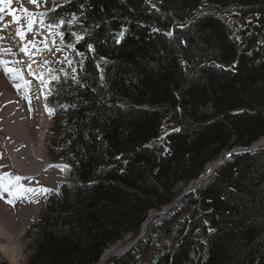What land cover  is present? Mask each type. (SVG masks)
<instances>
[{
	"label": "trees",
	"instance_id": "16d2710c",
	"mask_svg": "<svg viewBox=\"0 0 264 264\" xmlns=\"http://www.w3.org/2000/svg\"><path fill=\"white\" fill-rule=\"evenodd\" d=\"M47 18L85 58L78 81L51 83V145L73 169L45 201L28 264H96L180 184L264 137V0H66ZM166 215L169 241L146 264H264V148ZM151 243L109 264H141Z\"/></svg>",
	"mask_w": 264,
	"mask_h": 264
},
{
	"label": "bare ground",
	"instance_id": "6f19581e",
	"mask_svg": "<svg viewBox=\"0 0 264 264\" xmlns=\"http://www.w3.org/2000/svg\"><path fill=\"white\" fill-rule=\"evenodd\" d=\"M42 2L43 0H36V3L32 0H3L0 3V37H3L0 39V61L8 62L0 64V177H4L3 183L11 185L14 191L21 186L22 179L31 182L36 167L32 163L35 162V145L31 142L36 140L37 146L43 140L45 133L37 132L39 123H48L47 103L42 87L47 83L44 76L47 72L46 65L51 61L59 62L67 56L63 50L58 52V43L47 28L38 23L35 27V15ZM29 13L33 14L30 22H25ZM30 23L32 26L29 30ZM20 32H23V36ZM6 67L18 70L20 75L14 78L12 73L5 70ZM261 142L263 144L264 140ZM222 160L218 158L209 163L194 184L199 187L203 181L209 179ZM16 177L20 179L16 180ZM46 180L55 181L56 175L50 172L44 177L45 182ZM31 183L29 187L33 189L36 182ZM23 189L25 188L21 187L16 196L0 193V242L6 241L12 245L15 240H20L23 226L36 213L35 197L33 198L31 192L27 193L28 196L25 195ZM4 196L12 200L11 204L15 209L4 204ZM179 202L176 199L164 207L163 214H170ZM19 205L24 207L21 209ZM153 217L149 216L142 223V235ZM130 247L132 244L106 249L97 264H104L108 257L116 256ZM16 254L17 250L12 246L0 247V255L9 264H15Z\"/></svg>",
	"mask_w": 264,
	"mask_h": 264
},
{
	"label": "rangeland",
	"instance_id": "374dc122",
	"mask_svg": "<svg viewBox=\"0 0 264 264\" xmlns=\"http://www.w3.org/2000/svg\"><path fill=\"white\" fill-rule=\"evenodd\" d=\"M64 4H66L65 0H43L42 4L38 8L37 15H35V27H36V24L38 23V24H42L41 26H44L45 28H47L49 34L58 43V47H57L58 52H62V50H63L64 53L67 54V56L63 60H61L59 62L51 61V63L46 65V69H47L48 73L46 72L44 76L47 78V83L42 85V87L44 89L45 96H46V89L49 88L50 81H52V79L55 78L56 71L66 72L67 74L71 75L72 77L78 78L76 75V71H75L76 66L72 62L71 57L82 58V56L77 55V54H75V52L72 51V47L70 45H68L65 41V35L61 31L60 26H56L58 24V22L61 21V19L54 18L55 20H58L56 23H51V22L49 23L48 21H50V20L46 19V13L49 10H51L53 7L55 8V7L64 5ZM48 13H50V12H48ZM30 19H31V16H28V17L26 16L25 22L26 21L30 22ZM78 27H79L78 20H75L73 22H69L67 24V28L73 32L75 30H77ZM48 93H49V91H48ZM48 93H47L46 98H44V99H46V102L48 101V98H47ZM46 110H47L46 112L48 114L47 115L48 123L47 124L44 123L45 125H42L39 123V127L37 130V132L39 131L40 134L45 133L46 135L44 134V137L42 138L43 140L37 146H36V142H37L36 140L31 142L32 144L35 145V162L34 161L32 162L34 165H36L35 171H33V172H35V174H33V178L35 177L34 178L35 180L33 178H31V182H33V181L36 182L35 186L33 187V189H35L36 191L31 192V194L33 195V198L35 197V199H36L35 200V202L37 204L35 206L36 213L33 216H31L30 219L25 224V226H23V228L20 232V240L19 239L15 240V243L12 245L8 244L6 241L0 242V247L8 246V248H10L12 246L17 250L18 254H16L15 264H28V261L30 260L31 256L36 251V246H37L36 241L38 240V234L35 231L34 226L39 221L40 212L42 211V209L44 207L45 201L48 198L49 193L53 192V191H58V189L60 187L59 185L62 182H65V180H66L65 176H64V171H66V169L71 168L70 164L68 162L62 160L63 157H62L61 151L53 150V148H52L51 141H52V138L55 134L56 121H55L54 116H53V110L49 104L47 105ZM50 110H51V114H50ZM41 123H43V122H41ZM39 151H41V152H39ZM15 152H17V151H15ZM38 153L39 154L41 153V155H39ZM37 163H39V164H37ZM38 166L39 167L41 166V168L38 169ZM65 166H67V167H65ZM42 168H43V170H42ZM50 172L56 175V180L55 181L54 180L53 181L46 180V182H45L44 177L46 178V175H49ZM214 176H215V173H213L209 179H207L206 181H203L202 184H200V186L197 187V189H201L205 183L206 184L210 183V181L213 179ZM31 182L28 180L22 179V182L20 185L22 187H24L25 189H30L29 184L32 185ZM182 186L183 185L180 184L178 189L182 188ZM41 188L49 189L51 191H48L46 193H40L39 190ZM192 189L193 188L190 187L189 190H192ZM27 193L28 192H25L24 194L27 195ZM35 195H37V196H35ZM7 197L4 196V204L8 207H11L12 209H15L14 206L8 202L10 199H7ZM22 207H24V206L19 205V208L22 209ZM178 207H179V203L177 204V207L174 210H172V212H170V214L176 212ZM180 208H181V205H180ZM153 213H157V212H150L149 216H151V214H153ZM27 214H28V212H27ZM164 218H165V216L164 217H157V218H155V216H154L153 218H151V221L148 224V227L146 228V232L143 233L144 243L151 242V240H152V243H151L149 249H147L143 253H139L141 256V264H146L151 259H154L155 256L162 254V251L164 250L167 242L169 241V238H168L166 231H165V228L163 226L164 224H162V222H161L162 219H164ZM157 228H159V230H157ZM157 233H161V234L158 235ZM131 236H134V235L133 234L126 235L123 240L117 241L115 244H113L112 246H109L107 249L119 247L122 245H123V247L126 246L131 241V239H132ZM137 251L139 252V250H137ZM109 258L113 259V256L108 257L104 264L107 263ZM0 259H1V261L5 262L6 264H9L6 260H4L2 258L1 255H0Z\"/></svg>",
	"mask_w": 264,
	"mask_h": 264
},
{
	"label": "snow or ice",
	"instance_id": "6c2138e0",
	"mask_svg": "<svg viewBox=\"0 0 264 264\" xmlns=\"http://www.w3.org/2000/svg\"><path fill=\"white\" fill-rule=\"evenodd\" d=\"M3 0H0V3H2ZM33 3H36V0H32ZM2 10V9H0ZM24 11H27L26 9ZM29 16L33 15L31 13L28 14ZM65 23L64 21H59L58 24L56 26H60L61 24ZM31 23L28 25L29 27V30L31 29ZM153 31H159L158 29H154ZM21 36H23V32H20L19 33ZM165 35H167L168 37H171L172 36V33L171 32H168V33H165ZM0 39H3V37H0ZM80 39H83V36L80 37ZM88 50L89 52H92L94 51V48L92 47V45H88ZM10 51V50H9ZM77 55H81L79 52H77ZM103 59V58H102ZM8 62L7 61H0V64H7ZM82 63V62H81ZM8 73H12L14 78L16 76H19L20 73L18 70L16 69H13L11 67H6L5 69ZM109 107H111V105H109ZM120 107H123V105H120ZM50 114H51V110H50ZM180 129H173V131H179ZM146 147H150V145L146 146ZM231 156V153H229V157ZM117 159H120V157H117ZM125 164H127V161L125 160L124 161ZM67 167V166H65ZM6 176H10L11 174H5ZM20 178L19 177H16V180H19ZM3 180H4V177H0V193H8L10 196H16L19 194V189L22 187V186H18L17 187V190L14 191L13 188L11 187V185H5L3 183ZM23 191L25 192H35L36 190L35 189H23ZM40 193H46L48 191H51L49 189H44V188H41L40 190ZM9 203H12V200H9L8 201ZM205 223H207L205 221ZM209 231L211 232L212 229H209Z\"/></svg>",
	"mask_w": 264,
	"mask_h": 264
},
{
	"label": "water",
	"instance_id": "95a60500",
	"mask_svg": "<svg viewBox=\"0 0 264 264\" xmlns=\"http://www.w3.org/2000/svg\"><path fill=\"white\" fill-rule=\"evenodd\" d=\"M260 142H257V143H255L252 147H250V148H246V149H250V150H252V149H256V148H258V147H260V146H262L263 144L262 143H260Z\"/></svg>",
	"mask_w": 264,
	"mask_h": 264
}]
</instances>
